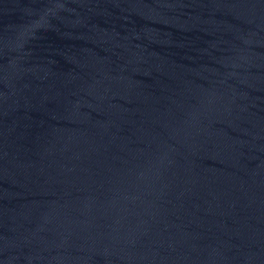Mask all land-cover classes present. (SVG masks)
<instances>
[{
  "label": "water",
  "instance_id": "1",
  "mask_svg": "<svg viewBox=\"0 0 264 264\" xmlns=\"http://www.w3.org/2000/svg\"><path fill=\"white\" fill-rule=\"evenodd\" d=\"M0 264H264V0H0Z\"/></svg>",
  "mask_w": 264,
  "mask_h": 264
}]
</instances>
